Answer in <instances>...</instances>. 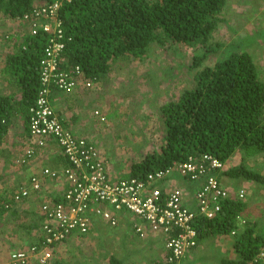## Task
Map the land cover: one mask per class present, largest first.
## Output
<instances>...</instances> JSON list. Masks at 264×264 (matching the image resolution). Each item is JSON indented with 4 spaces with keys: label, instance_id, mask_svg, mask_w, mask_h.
Here are the masks:
<instances>
[{
    "label": "trees",
    "instance_id": "16d2710c",
    "mask_svg": "<svg viewBox=\"0 0 264 264\" xmlns=\"http://www.w3.org/2000/svg\"><path fill=\"white\" fill-rule=\"evenodd\" d=\"M228 1H61L57 11L64 32L60 69L80 66L86 77L103 87L109 84L115 65L123 60L143 59L154 45L164 47L169 41L174 46L193 49L188 65L194 70L193 83L160 106L164 123L161 144L133 162L131 177L145 181L148 174L165 170L174 162L204 154L224 162L240 151L243 162L226 171V175L264 184V176L244 163L264 154V75L249 49L264 38V31L238 36L232 42L214 40L218 27L229 22L223 16ZM54 2L0 0V14L22 20L35 5ZM49 38L42 31L17 36L1 68L6 87H13V91L10 88L8 93H0V159L5 164L13 165L14 154L20 150L18 141L28 131L30 109L39 87L40 59ZM19 116L22 121L17 122L15 118ZM62 122L67 127L72 125L63 117ZM13 128L18 136L16 149L7 138ZM56 163L65 166L68 160L59 156ZM1 196L8 197V193H0V220L8 211L22 210V203L5 209L2 202L6 200ZM221 206L214 218L199 216L193 221L197 245L206 238L235 233L239 258L224 264H248L263 250L264 233L257 230V224L240 225V221L246 223L242 216L247 204L238 196L222 201ZM35 217L38 226L41 219L33 216L31 220ZM128 251L124 254L130 255ZM110 264L122 261L112 258Z\"/></svg>",
    "mask_w": 264,
    "mask_h": 264
},
{
    "label": "built area",
    "instance_id": "2783aa9c",
    "mask_svg": "<svg viewBox=\"0 0 264 264\" xmlns=\"http://www.w3.org/2000/svg\"><path fill=\"white\" fill-rule=\"evenodd\" d=\"M61 1L35 5L30 14L18 20L24 24L25 33L13 34L17 38L42 31L50 38L40 59V81L30 109L29 128L19 139L20 150L13 158L12 166L21 176L10 191L2 187L0 192L8 193V197L3 198L6 201L2 202L5 209L38 200L40 194L41 201L34 212L41 220L34 234L35 241L15 250L10 264H30L35 259L47 264L59 247L91 242L90 235L99 218L116 226L118 212L124 211L132 214L134 230L141 238L164 236L163 251L155 264H184L186 255L197 245L193 221L199 216L214 218L222 208L221 202L229 197V189L212 174V170H223L227 164L204 154L174 162L165 170L148 174L145 181L137 177L124 178L114 172L96 136L108 124L104 107L95 108L90 117L92 127L97 129L94 138L65 126L53 106V94L89 91L99 83L86 77L80 66L60 69L64 32L57 11ZM6 39L11 42L9 35ZM53 146L68 160L67 165L53 167L48 163L47 153ZM176 174L190 181L204 180L195 195L196 210L185 203L184 193L173 178ZM45 188L47 191L42 198ZM246 192L243 188L236 196L243 200ZM248 264H264V248Z\"/></svg>",
    "mask_w": 264,
    "mask_h": 264
},
{
    "label": "rangeland",
    "instance_id": "374dc122",
    "mask_svg": "<svg viewBox=\"0 0 264 264\" xmlns=\"http://www.w3.org/2000/svg\"><path fill=\"white\" fill-rule=\"evenodd\" d=\"M246 1L247 0L228 1L227 9L223 16L228 19L229 22L223 23L218 27L214 34V40L232 42L236 40L238 36L244 37L245 32H252L253 24H246L248 18L252 23L258 21L257 19H263L259 28L264 26V4L261 5L260 0H251L253 4L256 2L255 4H257L258 7L256 11L250 12L247 11L248 5H243ZM244 24L246 25L244 26ZM4 27L20 33H25L24 25L10 23L2 26V28ZM17 40V38L14 40V37H12L10 42V40L0 37V93H8L11 88L6 87L7 85L3 82L1 68L5 62L3 59L4 55L11 50L10 48L14 46V42L16 43ZM249 49L253 55L255 54L254 60L261 65L260 69H264V52L261 50V46L256 44L254 47H249ZM192 52L193 49L180 45L174 46V44H171L169 41L164 47H157L154 45L151 52L143 59L123 60L115 65V67H117L112 72L108 85L103 87L99 84L98 87L92 90L78 93L80 99L84 100V106L82 105L80 112V118L84 126L82 132L79 131L83 135L88 133L89 135H96L97 133V129L95 130L94 127H92L93 121L90 118L91 111L99 105L105 109L110 107L107 114L108 124L102 127L99 131L100 134L97 133L96 136L99 137V143L103 145L106 152L108 150L112 159L118 158V160L121 161L118 163L119 165L116 166L117 169L113 167L116 174L125 172L124 169L126 168L119 169L121 164L139 161L141 159V154L144 155L147 152L159 148L164 135V123L159 108L171 98L178 97L186 87L192 85L194 70L188 69V65L192 58ZM12 88L11 91H13ZM66 94L72 93L63 92L59 103L62 104L66 98H69L68 96L70 95ZM88 100H95V102L88 103ZM61 104L60 106L62 107ZM53 105L59 112L62 111V108L56 106L55 101H53ZM92 105L94 108L91 109ZM18 119L22 121V116L15 118L17 122ZM17 128L19 129L20 127ZM7 138L10 142L9 144L14 143L16 149L15 142H17L18 138L16 129L13 128ZM52 148H50L47 153L48 159H50L52 154L56 153V148ZM131 150H133V153ZM257 159V156L248 158L247 161H249L247 163L253 164ZM110 163L112 164L111 160ZM20 176L21 174L16 172L10 163L5 164L0 159V189L3 187L10 191L11 186H14V183L19 180ZM117 215L120 216L119 212ZM127 223L133 228L135 222L127 218ZM123 224L124 220L119 217L117 227L112 229L108 228V233L119 231ZM130 234L136 239L138 238L133 230H131ZM102 235H104V233ZM69 244L70 243H67L59 247L53 259L49 260L47 264H55L57 262L63 264L64 262L62 263L60 260L62 254L66 252L69 246H73ZM88 247V245L78 246L80 250H77V254L70 255L72 256L70 262L72 264H85V262L86 264H110V260L113 256L110 255L109 252L104 256L105 260L103 263H99L98 261H96V263H91V260H89L90 262L86 261L90 255ZM83 252H85L84 256L82 255ZM68 254L69 253H67V255ZM74 256H79V263L73 259ZM120 258L121 256L118 253L115 259ZM30 264H40V262L35 259Z\"/></svg>",
    "mask_w": 264,
    "mask_h": 264
},
{
    "label": "crops",
    "instance_id": "0c3cea01",
    "mask_svg": "<svg viewBox=\"0 0 264 264\" xmlns=\"http://www.w3.org/2000/svg\"><path fill=\"white\" fill-rule=\"evenodd\" d=\"M255 3L256 2H254L253 4L251 0H247L246 2L243 3V5L244 4L248 5L247 11L251 12V11H256V8L258 7L257 4ZM260 3L261 5L264 4V0H260ZM257 20L258 21H254L252 23L251 21H249L248 18L246 24H253V31L248 34H254L255 32H257V30L264 31V26L259 28L261 23L263 22V19H257ZM10 23L22 24V23H18L17 19H11L0 14V37L5 39L6 36L9 35L11 36L10 38H12L14 37L13 35L14 33H20L15 30H10V28H6V27L2 28V26ZM246 24H244V26ZM244 34H247V32H245ZM15 38L16 37H14V40ZM256 44L260 45L262 48L261 50H263L264 52V38L258 40ZM8 53L4 55L3 57L4 60L6 59ZM257 65L259 68H261L260 64L257 63ZM260 70L261 72H264V69H260ZM71 93L72 94H66L70 96H68L69 98H66V100H64V102H62L61 104L59 103V100H61V96L63 92L56 91L52 96V103L53 101H55L56 106L62 108V111L59 114L65 120L72 121L71 127L82 132L84 124L83 121H81L82 119L80 118L81 117L80 112L82 105L84 106V100L80 99V96L78 95L79 92H71ZM93 101L95 102V100H88V103ZM60 104L62 105V107L60 106ZM92 108H94L93 105L91 109ZM109 109L110 107L106 109L107 114L109 112ZM92 111L90 113V116L92 115ZM86 135L94 138V135H89V133ZM54 147L56 148V153L52 154L50 159L47 158V160H49L48 163L51 166L57 167L59 165L56 162H58V158L59 156H62V154L59 152L56 146H53V148ZM131 152L133 153V150H131ZM107 154L112 162L111 164L112 168L114 167L115 169H117L116 166H118L119 165L118 163L121 161L118 160V158H115L113 160L108 150H107ZM257 158H258L257 161L253 162V164H248L247 162L249 160L244 163L247 167L254 169L257 172H260V174L264 176V154H261L260 156L257 155ZM133 162L121 164L119 169H124V168L126 169H124L125 172L123 173L119 172L118 173L119 176L124 178L131 177L130 176L131 166ZM224 162H226L227 168L223 170H216V169L212 170V174L219 179V181L222 183L223 186L229 189L230 194L227 199L236 196L237 192L243 188L247 190L246 196L243 199V201H245V203L247 204V208L242 216V218L244 219L243 223L244 222L246 223L242 224L240 221V225L244 226L248 224L251 225L257 224L258 226L257 230H259L260 233H264V184L256 181L247 180L244 178L233 179L226 175V171L238 167L243 162L242 153L240 151H237L233 156H231L229 159H227ZM25 173L27 175L30 174V172L28 171H26ZM175 179L177 180L176 182L179 184V187L184 193L185 203L188 204L194 210H196V208H198V200L195 195L202 188L204 184V180L202 179V180L190 181L188 180V178L182 177L177 174L175 175ZM51 187L52 186H50V188ZM46 191L47 190L45 188V190H43L42 192L43 195L42 198H44ZM37 198L38 200L34 199L22 203L20 207L22 209L21 211L17 210L14 211V213L13 210L8 211L5 217H3V219L0 220V264H10L11 254L13 253L14 250L21 249L24 246H28L29 244L35 241L34 234L37 232L38 229L37 218L35 217L34 220L31 219L33 216L38 217V215L34 212V210L41 201L40 200L41 195L38 194ZM119 214H120L119 217L124 220V224L122 228L115 233H108L107 229L108 228L112 229L117 226H108L106 225V223H100L101 221L100 218L99 220H97L96 223L99 224L93 227L94 230L90 235L91 242L86 241L82 243V246L88 245L89 246L88 251L90 250L89 258L86 259V261L91 260V263H96V261H98L99 263H103V261L105 260L104 256L107 254V252H109L110 255L113 256V258L114 257L117 258V254L119 253L121 256L119 260L122 261V264H152V261L154 259L158 260L163 251V246L165 243L164 236L159 235L152 238L142 239L140 236L135 234L138 237L136 239L135 237L131 236L130 233L131 230H133V228H131L127 223V218H129L130 221H133L132 214L129 211L119 212ZM29 221L30 223H28ZM103 233L104 235H102ZM237 237L238 236H236L235 233H231V234L218 235L215 237L206 238L203 241H201L199 245H197L194 249L189 251L183 262L184 264H224L226 260H237L239 258V255L235 249V242ZM69 245H73V246L72 247L69 246L66 252L62 254V258L60 259L62 263L64 262L63 264H72L70 262V258L72 256L70 255L71 254L75 255L78 253L77 250H80L78 246L74 244H69ZM84 249L86 250L85 247ZM127 249H129L128 252L130 253V255L127 253L124 254V250ZM67 253L69 254L67 255ZM84 253L85 252L82 253L83 256ZM73 259H75L79 263L80 260L79 256H74Z\"/></svg>",
    "mask_w": 264,
    "mask_h": 264
},
{
    "label": "clouds",
    "instance_id": "9594fccd",
    "mask_svg": "<svg viewBox=\"0 0 264 264\" xmlns=\"http://www.w3.org/2000/svg\"><path fill=\"white\" fill-rule=\"evenodd\" d=\"M18 20V19H17ZM100 107V106H99ZM98 108V107H97ZM100 223H106V222H103L102 220L100 221ZM99 224V223H98ZM106 225H110V224H108V223H106ZM118 225V224H117ZM116 225V226H117ZM111 226V225H110ZM133 230H134V227H133ZM134 232H135V230H134ZM135 234H137L136 232H135ZM138 235V234H137ZM139 236V235H138ZM148 237H155V236H148ZM148 237H146V238H148ZM146 238H142V239H146ZM15 251V250H14ZM13 251V252H14ZM157 261V259H154L153 261H152V264H155V262ZM110 263H111V261H110Z\"/></svg>",
    "mask_w": 264,
    "mask_h": 264
}]
</instances>
